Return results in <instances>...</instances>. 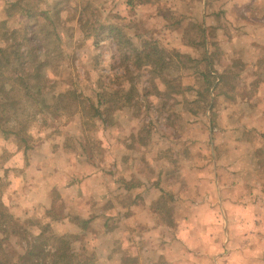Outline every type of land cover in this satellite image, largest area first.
I'll return each mask as SVG.
<instances>
[{
  "label": "rangeland",
  "instance_id": "obj_1",
  "mask_svg": "<svg viewBox=\"0 0 264 264\" xmlns=\"http://www.w3.org/2000/svg\"><path fill=\"white\" fill-rule=\"evenodd\" d=\"M0 48L18 132L0 126V211L28 239L48 226L87 264H113L124 236L120 264H264V0H0ZM114 138L140 174L113 168L130 162ZM146 174L167 183L147 210Z\"/></svg>",
  "mask_w": 264,
  "mask_h": 264
},
{
  "label": "trees",
  "instance_id": "obj_2",
  "mask_svg": "<svg viewBox=\"0 0 264 264\" xmlns=\"http://www.w3.org/2000/svg\"><path fill=\"white\" fill-rule=\"evenodd\" d=\"M110 31L116 30L114 24L109 26ZM4 52V49L0 48V54ZM1 62V61H0ZM1 73V71H0ZM1 76V75H0ZM206 81H208V74L204 75ZM4 82L0 84V92L4 91L5 94L10 90L6 89ZM5 98V96H4ZM12 105L13 103L8 100V102H0V107L2 111H5L6 105ZM14 105V104H13ZM9 110V109H7ZM3 120H9L6 117V112H4ZM21 124V123H20ZM2 131L12 134H17L12 130H5L3 124L0 122ZM22 127H24L22 125ZM68 218V215L65 216ZM72 222L81 224L82 228H87L89 220L80 218L79 216H71L69 218ZM75 220V221H74ZM77 221V222H76ZM19 221L14 219L10 214H5L4 211H0V264H87V260H82L78 253H75L69 241L62 235H56L48 233V226H44L43 229H40L37 234H30L28 239L25 230L19 229ZM51 222V221H50ZM50 224V223H48ZM23 232L25 238V247L22 253H18L15 250L8 252V238L14 233L21 235ZM7 243V244H6Z\"/></svg>",
  "mask_w": 264,
  "mask_h": 264
},
{
  "label": "crops",
  "instance_id": "obj_3",
  "mask_svg": "<svg viewBox=\"0 0 264 264\" xmlns=\"http://www.w3.org/2000/svg\"><path fill=\"white\" fill-rule=\"evenodd\" d=\"M250 1V0H246V3H248V2ZM244 4V3H243ZM227 6V5H226ZM261 85H263V84H261ZM260 85V86H261ZM130 136V139H131V134L129 135ZM158 137H160V140H159V138H157V136H156V138H154V139H158V141L160 142V154H162L163 153V151H167L168 149H169V143H168V139L167 138H164L162 135L161 136H159L158 135ZM122 140V139H121ZM132 140V139H131ZM128 141V140H127ZM164 141V142H163ZM125 143H128V144H125ZM174 143L175 144H173V149H176V150H178V145H179V143H178V141L177 140H175L174 141ZM150 147H151V145L150 146H148V145H146L145 146V148H143L142 147V149H144V151L145 152H147V151H149V149H150ZM114 148H118L119 150H122V151H126V152H123L124 153V155H126L127 156V158L126 159H128V157H129V165H128V168L127 169H121V168H123V167H121V164L124 162V161H122L121 162V160L122 159H120V157H118V156H115V155H118V149L116 150V153H115V157H117L118 158V160H116V158L115 157H113V159H112V161H113V168H116V169H118V172H122V176L125 178V179H128V177H132L133 176V174H140L139 172H138V170H140V169H142L143 167H140V166H137L136 164L134 165V161H135V159L133 158V156L134 155H132V153H135L136 152V149L134 148L133 149V144H132V142H130V141H128V142H126L125 140H124V143H122V141L121 142H119L118 141V139L117 138H114ZM164 149V150H163ZM121 153V152H120ZM193 153V152H192ZM123 158V157H122ZM136 162V161H135ZM214 162L215 161H213V163L212 164H214ZM211 163L209 164V168H210V166L212 165ZM199 167V165L197 166V168ZM158 168V167H157ZM161 168H168V167H163L162 165H160L159 166V172L161 173ZM175 168V167H174ZM212 168H217L216 166H215V164L212 166ZM115 169V170H116ZM123 170H125V171H123ZM146 176L147 177H145L146 178V180H144V182H142V189H144V192L145 191H148V190H154V195H153V197L150 199V200H148L147 198L143 201L144 202V204H146V210H147V204L149 205V206H151L153 203V200L155 199L154 197H161V196H163V191H165V189H164V186L163 185H165L166 186V184L167 183H164V184H162V182H156V184H153L154 182L152 181V179H150V177L146 174ZM118 181H119V179H117ZM151 180V181H150ZM142 181V180H141ZM131 183L132 182H130V184L128 185V186H130L131 185ZM158 183H160V184H158ZM215 183H216V187H218V191H220V183H219V181H218V179L216 178V181H215ZM120 184V183H119ZM122 186H124L125 187V184L123 183L122 184ZM74 187H72L71 189H73ZM147 188V189H146ZM164 189V190H163ZM127 193V192H126ZM121 195V194H120ZM122 195H124V193L122 194ZM156 195V196H155ZM125 196V195H124ZM154 198V199H153ZM142 200H140V202H141ZM220 202L221 203H224V199H220ZM135 202H132L131 204H134ZM130 204V205H131ZM131 207V206H130ZM135 208L133 207H131V209H130V212H129V215L128 216H131L132 217V215H134L135 213L133 212V211H135L134 210ZM145 210V209H144ZM145 213H147V211H145ZM155 212H150V210H149V213L148 214H146L147 216H145L144 218L148 221V220H154V218H155ZM81 217H86L85 216V214H79ZM228 217L229 216H227L226 215V213H224V212H222V219H221V222L222 223H224V225L225 224H227L228 225V227L226 228V235H228V229H229V224H228ZM226 218H227V220H226ZM84 219H86V218H84ZM156 219H160V220H162V219H164V216H162V215H159V217L158 218H156ZM155 219V220H156ZM259 219H262V218H259V217H255L254 218V221L256 220V222H258V221H260ZM158 227L159 228H161L162 230H166V229H168V226L167 225H163L162 223L160 224V225H158ZM155 228H156V230L158 229L157 227H156V225H155ZM229 231H230V229H229ZM121 233H122V230H119V231H117V229L115 230V234H114V238L116 237V239H117V237L118 236H120L121 235ZM128 232L126 231V229H124V231H123V235H126ZM124 238H125V240H124V242L122 243V244H120V243H118L117 244V248H118V252L120 253V254H122V256L121 257H119V259H116L115 257H114V261H113V264H120L119 262L120 261H122V259H123V261L125 260V258L127 259V256H128V261H129V259H133V257H134V255H133V252L131 251V243H133V242H131L130 241V238L131 237H129V239H127V237H125L124 236ZM116 243H117V241H116ZM217 261V260H216ZM216 264H218V262H216Z\"/></svg>",
  "mask_w": 264,
  "mask_h": 264
}]
</instances>
